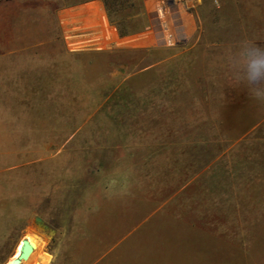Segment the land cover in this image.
<instances>
[{
    "label": "rangeland",
    "instance_id": "rangeland-1",
    "mask_svg": "<svg viewBox=\"0 0 264 264\" xmlns=\"http://www.w3.org/2000/svg\"><path fill=\"white\" fill-rule=\"evenodd\" d=\"M258 5L200 0L180 16L164 13L161 35L173 45L155 70L167 73L166 109L123 112L135 125L148 117L167 122L182 117L183 130L197 135L182 142L176 165L208 167L214 180L209 199H193L196 193L188 190V208L179 201L158 208L168 194L159 190L149 192L157 199L147 208L83 205L94 194L95 179L109 177L93 170L115 163L110 144L94 143L93 125L116 118V112L96 108L121 78L87 68L68 88L46 87L50 80L0 88V264L13 257L24 236L37 247L21 264L47 256L52 264H264V102L250 97L243 85L234 86L235 79H224L231 73L225 41L260 37L253 23ZM229 8L234 19L240 9L246 23L229 24ZM141 18L133 17L132 25ZM235 100L241 101L240 111H232ZM240 115L245 123L260 119L256 126H237ZM110 209L134 220L107 221ZM144 210L154 213L142 222Z\"/></svg>",
    "mask_w": 264,
    "mask_h": 264
},
{
    "label": "crops",
    "instance_id": "crops-1",
    "mask_svg": "<svg viewBox=\"0 0 264 264\" xmlns=\"http://www.w3.org/2000/svg\"><path fill=\"white\" fill-rule=\"evenodd\" d=\"M257 2L253 23L260 37L227 39L229 55L245 43L264 47V0ZM155 6L154 0H0V88L11 82L22 86L26 80H50L46 87L68 88L70 79L83 77L80 74L87 68L103 71L113 80L121 78L110 85L107 100L96 108L116 112V118L112 113L110 120L103 119L99 125L95 121L93 125L94 143L110 144L115 163L108 170L101 167L93 170L96 176L109 177L95 179L94 194L84 206L147 208L154 206L157 199V195L149 194L151 190L168 192L165 201L158 200V208L178 201L179 206L188 208L190 189L196 193L193 199H209V182L214 180L210 168L188 170L176 165V160L183 157L182 142L197 137L183 130L182 117L168 122L164 117H148L135 125L130 124L128 114H123L166 109L167 73L155 69L165 63L167 47L173 44H167L161 36ZM227 13L232 16L229 24L246 23L240 9L237 19L233 17L234 9H227ZM135 16L142 18L134 26ZM136 66L138 69L134 70ZM224 79L234 77L228 73ZM31 85L34 87L33 82ZM43 85L37 82L36 86ZM233 85L238 89L241 86L236 82ZM235 103L232 111H240L241 101ZM223 109L226 110V105ZM240 116L238 120L243 121L237 126H256V120L260 119L253 116L251 123H245L244 116ZM237 117L234 114L233 119ZM85 126L86 121L79 125L80 137ZM153 211L144 210L145 218L139 221H146ZM123 214L110 209L105 216L111 222L122 216L128 218L121 221L134 220Z\"/></svg>",
    "mask_w": 264,
    "mask_h": 264
},
{
    "label": "clouds",
    "instance_id": "clouds-1",
    "mask_svg": "<svg viewBox=\"0 0 264 264\" xmlns=\"http://www.w3.org/2000/svg\"><path fill=\"white\" fill-rule=\"evenodd\" d=\"M230 71L238 85H243L250 97L264 102V47L243 44L228 58Z\"/></svg>",
    "mask_w": 264,
    "mask_h": 264
},
{
    "label": "built area",
    "instance_id": "built-area-1",
    "mask_svg": "<svg viewBox=\"0 0 264 264\" xmlns=\"http://www.w3.org/2000/svg\"><path fill=\"white\" fill-rule=\"evenodd\" d=\"M198 1L200 0H162V5L156 3L155 14L160 21V24H158L160 30L164 29L162 28V26H165V21L162 18L164 13L167 12L172 16H180L182 9L185 8L186 10L190 11L195 7ZM163 35L161 36L165 40V42L170 43L169 39Z\"/></svg>",
    "mask_w": 264,
    "mask_h": 264
},
{
    "label": "water",
    "instance_id": "water-1",
    "mask_svg": "<svg viewBox=\"0 0 264 264\" xmlns=\"http://www.w3.org/2000/svg\"><path fill=\"white\" fill-rule=\"evenodd\" d=\"M42 221L40 218H38ZM25 237V236H24ZM23 237V245L21 246L20 253L12 258L11 264H21L23 260H27L31 255V252L36 248L34 242L29 241V239Z\"/></svg>",
    "mask_w": 264,
    "mask_h": 264
},
{
    "label": "bare ground",
    "instance_id": "bare-ground-1",
    "mask_svg": "<svg viewBox=\"0 0 264 264\" xmlns=\"http://www.w3.org/2000/svg\"><path fill=\"white\" fill-rule=\"evenodd\" d=\"M24 238H27V239H29V241H31V242H34V240L32 239V238H30V237H24ZM35 243V242H34ZM36 244V243H35ZM23 245V239L20 241V242H18V244H17V246H16V251H15V253H14V255H13V257H11L5 264H11V260H12V258H14V257H16L19 253H20V249H21V246ZM36 247H37V245H36ZM36 249V248H35ZM34 249V250H35ZM34 250L31 252V255H32V253L34 252ZM30 255V256H31ZM29 256V257H30ZM33 264H52L51 263V261H50V258H49V256H47V257H43L40 261H38V262H36V263H33Z\"/></svg>",
    "mask_w": 264,
    "mask_h": 264
},
{
    "label": "trees",
    "instance_id": "trees-1",
    "mask_svg": "<svg viewBox=\"0 0 264 264\" xmlns=\"http://www.w3.org/2000/svg\"><path fill=\"white\" fill-rule=\"evenodd\" d=\"M123 33H125V32L123 31Z\"/></svg>",
    "mask_w": 264,
    "mask_h": 264
}]
</instances>
